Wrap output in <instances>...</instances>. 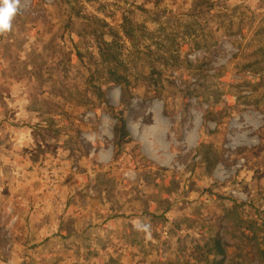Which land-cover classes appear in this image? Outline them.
Returning a JSON list of instances; mask_svg holds the SVG:
<instances>
[{"label": "rangeland", "instance_id": "rangeland-1", "mask_svg": "<svg viewBox=\"0 0 264 264\" xmlns=\"http://www.w3.org/2000/svg\"><path fill=\"white\" fill-rule=\"evenodd\" d=\"M11 23L0 264H264V0H20Z\"/></svg>", "mask_w": 264, "mask_h": 264}, {"label": "clouds", "instance_id": "clouds-1", "mask_svg": "<svg viewBox=\"0 0 264 264\" xmlns=\"http://www.w3.org/2000/svg\"><path fill=\"white\" fill-rule=\"evenodd\" d=\"M20 0H0V35L12 29V19L16 15Z\"/></svg>", "mask_w": 264, "mask_h": 264}, {"label": "trees", "instance_id": "trees-1", "mask_svg": "<svg viewBox=\"0 0 264 264\" xmlns=\"http://www.w3.org/2000/svg\"><path fill=\"white\" fill-rule=\"evenodd\" d=\"M218 249L222 250L220 244L219 246H217ZM259 254L261 256V259L264 258V248L263 249H259ZM216 256H219L218 258H216L215 256L212 258V262L211 264H224V257H223V254H219V255H216ZM233 264H244L243 262H236V263H233Z\"/></svg>", "mask_w": 264, "mask_h": 264}]
</instances>
